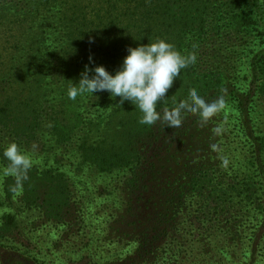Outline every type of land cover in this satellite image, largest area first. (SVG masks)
Returning a JSON list of instances; mask_svg holds the SVG:
<instances>
[{
  "label": "trees",
  "instance_id": "16d2710c",
  "mask_svg": "<svg viewBox=\"0 0 264 264\" xmlns=\"http://www.w3.org/2000/svg\"><path fill=\"white\" fill-rule=\"evenodd\" d=\"M260 25L264 0H0V245L28 242L31 226L59 230L57 245L83 241L91 183L109 199L101 241L116 246L102 264H239L264 245ZM160 39L195 61L157 111L193 89L223 96L207 124L189 114L179 129L148 126L106 91L68 97L85 65L114 75L129 47ZM12 142L32 159L27 179L3 174Z\"/></svg>",
  "mask_w": 264,
  "mask_h": 264
},
{
  "label": "clouds",
  "instance_id": "9594fccd",
  "mask_svg": "<svg viewBox=\"0 0 264 264\" xmlns=\"http://www.w3.org/2000/svg\"><path fill=\"white\" fill-rule=\"evenodd\" d=\"M127 55L115 74H110L104 66L90 68L85 65L77 83L70 85L68 97L75 100L77 96L108 92L113 98L119 97L120 104L130 102L142 115L140 123L152 126L161 121L171 129L182 127L184 117L189 114L198 115L201 123L207 124L221 109L225 107V99L220 96L207 102L196 90H191L186 100L175 107L163 110V116L157 111V105L169 102L167 93L181 71L194 63L195 57L184 56L175 46L163 39L147 45L129 47ZM89 64H94L89 57ZM214 133H222L221 126L213 129ZM217 150V145H212ZM3 157L9 162L3 169L4 175H12L18 179H27V172L32 166L31 157L19 145L12 142L3 149ZM224 164L228 163L224 158Z\"/></svg>",
  "mask_w": 264,
  "mask_h": 264
},
{
  "label": "rangeland",
  "instance_id": "374dc122",
  "mask_svg": "<svg viewBox=\"0 0 264 264\" xmlns=\"http://www.w3.org/2000/svg\"><path fill=\"white\" fill-rule=\"evenodd\" d=\"M260 31L262 38L259 39L258 45L264 42V26L260 25ZM1 42V41H0ZM247 63V60H246ZM248 74V71H247ZM248 81H244L242 84L243 89L246 87ZM232 108H226L227 113L233 116L236 115L235 110ZM237 118V117H236ZM104 186L109 184V181L101 182ZM100 184L91 183L85 189L86 198L90 203L88 224L90 233L85 235L84 240L73 239V242L63 245H57L60 232L52 226L39 227L38 230L25 228L23 233L26 236L28 242L21 239L20 245L9 243H2L0 245V252L2 256H5L8 264H102L107 260H111L116 254V246L105 245L101 241L102 225H100L107 217L108 211L104 212L103 209L107 207L109 199L106 197L104 191L100 189ZM37 215H21L19 217L20 222L29 223L34 220ZM23 229V228H22ZM23 241V243H21ZM254 253L243 252L241 256V262L239 264H251L253 259H257V264H264V245H255ZM224 252V255H229ZM114 255V256H113ZM29 259V260H26ZM230 263L233 261L231 258H226ZM2 258H0V264H3ZM32 261V263H30Z\"/></svg>",
  "mask_w": 264,
  "mask_h": 264
}]
</instances>
